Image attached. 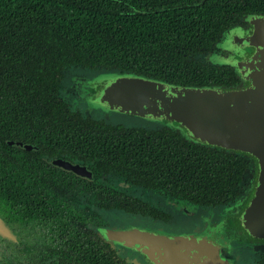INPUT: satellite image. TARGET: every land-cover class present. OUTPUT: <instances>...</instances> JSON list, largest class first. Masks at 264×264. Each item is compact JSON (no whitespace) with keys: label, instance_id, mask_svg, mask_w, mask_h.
I'll use <instances>...</instances> for the list:
<instances>
[{"label":"trees","instance_id":"obj_1","mask_svg":"<svg viewBox=\"0 0 264 264\" xmlns=\"http://www.w3.org/2000/svg\"><path fill=\"white\" fill-rule=\"evenodd\" d=\"M250 14H264V0H0V216L15 233L24 224L61 233L66 241L77 235H65V219H84L87 214L99 221L98 228L104 226L93 204L85 205L87 213L77 198L59 186L66 172L51 160L66 156L93 162L104 171L115 169L112 134L127 130L93 120L68 103L60 94L64 72L79 66L176 85L236 86L235 68L213 63L207 55L221 35ZM35 106L37 117L32 111ZM93 133L111 135L98 138ZM162 133L168 136L158 146L148 139L136 156L117 158L129 160L126 165L147 166L152 176L160 177L157 167L167 169L162 174L173 178L192 201L210 204L235 199L247 168L240 156L206 143H189L173 127ZM19 139L33 142L38 149L7 143ZM143 180L148 178L143 175ZM104 207L116 208V204ZM124 208L148 214L142 204ZM99 236L105 240V250L95 249L91 241L82 243L87 251L72 264H141L120 260L112 247L118 244ZM27 238L31 246L37 239Z\"/></svg>","mask_w":264,"mask_h":264},{"label":"flooded vegetation","instance_id":"obj_2","mask_svg":"<svg viewBox=\"0 0 264 264\" xmlns=\"http://www.w3.org/2000/svg\"><path fill=\"white\" fill-rule=\"evenodd\" d=\"M237 27L244 28L246 32H250L252 29V25L246 21V18L236 24L232 30ZM223 37L224 35H221L220 40L209 52L207 58L210 57V55H215V53H217L219 57H222L239 51V49L234 47V44L230 47L227 46L225 41H223ZM216 64L228 65L226 63ZM72 68L80 69L81 67H70L69 69ZM69 69L64 72L60 87ZM82 69L84 76L82 75L80 83L77 85L79 89L78 92L84 87L82 86L83 80H90L98 73L116 72L87 68ZM71 80H73V77H71ZM240 82L241 78L238 75L235 84ZM68 103H71L76 109H80L87 117L93 120L104 121L105 124L127 130L120 131L116 129L118 131L112 134L114 138L112 144L116 147V164H118L115 169L104 171L103 167L100 168L98 164H94L93 162L74 161L73 158H64L66 156L55 157L64 158L74 163L87 166L92 172L90 177H86L60 168L66 172V174L65 176H60V180L62 181L59 182V186L65 188V192L68 193L69 196L77 198L78 203L80 202V204H83L82 208L84 211L88 213L89 209L85 205L89 203L103 205V208H106L104 205L116 204V208H110L122 211L127 215L126 218L130 220L128 223L120 222L116 226H143L149 230L173 235L182 233L208 235L219 241L225 247L226 254L234 260L235 264H264V239L251 236L241 221V215L246 207V203L248 204V200H250L249 197L252 194L255 183L257 160L254 159L253 156L244 152L218 147V149L227 150V152L224 151L226 153L230 152L240 156L242 160L246 162L247 168H245L241 176L237 196L233 201L219 199L210 204L192 201L184 195L185 193H181V188L178 189L176 187L177 183L173 178H168L165 174H162V172H165L167 169L157 167V169L160 170V177L152 176L147 173V166H143L141 163L126 165L129 160L127 162H122L117 158L119 157L121 159L126 155L136 156L138 148L141 147L143 141L148 139H153L155 145L158 146L161 140L168 136V133H162L170 127L166 122L162 120L144 119L142 121H144L143 126L145 125V127L138 125H123L120 123L116 112L109 111L105 113L101 111L100 108L97 109L96 107L88 106L81 98L69 99ZM38 109V106L33 108L34 117H37L39 113ZM34 119L36 120L37 118ZM137 130H145L148 132L139 134ZM155 130H160L161 133L152 132ZM92 135H97L98 138H107L111 134L93 133ZM181 136L184 137L185 135ZM154 137L160 138V141L156 140ZM185 138L189 143L193 142L195 144H200V142L193 141L188 137ZM9 141H21L37 147L36 149L19 147L22 149H38V145L24 139L8 140L7 143H9ZM208 146L210 147L212 145ZM72 174L79 179L78 182L75 183ZM143 175H145L148 180H143ZM74 183L76 184L75 188L73 186ZM90 186L93 187L95 191H92ZM95 186H98V188L95 189ZM129 204H142L146 207L145 211L148 214H143L144 212L139 209L137 211L128 212L124 207ZM153 209L155 210L154 213L152 212ZM161 216L169 218L165 220ZM87 217L88 215L86 214L84 219L83 217L79 219H65L67 227L65 235L67 237H70L72 233L77 235L72 241H66L67 238L62 239L63 236H59L61 233L57 234L55 231L51 233L47 228H45V230L40 229V227L30 229L29 227H24V224L18 225L16 227V233L18 235L16 236L17 241L0 237V264H72V259L79 256L81 257L86 253L87 250L81 245L89 241L94 242L95 249L105 250V240L99 235H94L91 229H87L88 227L98 229V225L100 226V224H97V222L99 221H94L96 225L87 223ZM98 218H101L99 214ZM78 235H80V238ZM28 236L37 237L33 246L27 242ZM80 239H82L83 242H80ZM112 247L115 248L116 254L119 256L120 260H134V257L137 255V260L141 264H146L141 253L122 245H114ZM80 249L81 254H79Z\"/></svg>","mask_w":264,"mask_h":264},{"label":"water","instance_id":"obj_3","mask_svg":"<svg viewBox=\"0 0 264 264\" xmlns=\"http://www.w3.org/2000/svg\"><path fill=\"white\" fill-rule=\"evenodd\" d=\"M246 21L252 25L246 38L241 39L237 31L239 39L234 37L230 43L229 33L236 29L223 37L228 46L240 49L243 43L253 49L242 59L228 62L241 78L236 86H184L126 74L108 86L96 102L131 114L167 119L196 141L253 156L257 160L255 183L241 221L251 236L264 239V14H250ZM212 57L213 63H227L217 54ZM9 144L37 148L21 141ZM52 164L77 175H92L87 166L64 158H55ZM98 231L111 244L141 253L150 264H235L225 247L208 235H173L141 226L99 227ZM16 236L0 216V237L17 241Z\"/></svg>","mask_w":264,"mask_h":264},{"label":"rangeland","instance_id":"obj_4","mask_svg":"<svg viewBox=\"0 0 264 264\" xmlns=\"http://www.w3.org/2000/svg\"><path fill=\"white\" fill-rule=\"evenodd\" d=\"M236 29L235 32H230L229 35V39L230 43H232V40L234 37H236V39H239V35L241 34V39H244L248 36L249 31H245L244 28H234ZM238 32H241L238 35ZM246 32V33H245ZM246 34V35H245ZM228 46V42L225 43ZM231 45V44H230ZM229 45V46H230ZM240 49L239 51H235L234 54L228 55V56H223L221 57L222 59L226 58L227 63L228 62H236V60H240L244 57V55H248L253 53V49L251 47H247L244 46L243 43L240 44ZM217 54V53H215ZM213 55H210V59L214 58L212 57ZM226 63V62H225ZM226 63V64H227ZM229 64V63H228ZM239 68V67H238ZM82 68H72L69 69V71H67V74L65 75L64 81L62 82V86H61V90H60V94L66 98L72 99V98H81L82 101L85 102V104H87L90 107H96L97 109L100 108L101 111L108 113L110 112H116V115L118 116L120 123L123 125H138V126H143L144 124V119H149V120H162L164 122H166L170 127H173L174 129L180 130L177 127V124L175 122H170L167 119H157V118H149V117H144V116H140V115H136V114H131L128 112H123L117 109H111L109 107H106L105 105H102L100 103H97L96 101H99L106 88L108 86H112L114 83H116V81L118 80V77L121 76H125L126 74H131V73H121V72H106V73H98L97 75L93 76L90 80L89 79H85L82 82V90H80L78 92V84L80 83V78L82 77V75L84 76V73L82 70ZM67 76V77H66ZM71 77H73V80H71ZM77 86V87H76ZM77 92V93H76ZM128 115V116H127ZM136 116V117H134ZM125 121V122H124ZM145 127V125L143 126ZM182 132V131H180ZM186 137H188L184 132H182ZM189 139L196 141L194 139H192L191 137H188ZM199 142V141H196ZM90 196H95V195H90ZM251 197V196H250ZM249 197V199H250ZM249 201V200H248ZM247 201V202H248ZM91 204L94 205L95 210H97V212L99 213V215L101 216V218L104 220V226H102L101 228H111V227H116V225H118L120 222L123 223H128L130 220L128 218H126V214H124L122 211H118L116 209H106L103 208L95 203H89L88 205L90 206ZM245 209L247 208L248 204L246 203L245 205ZM87 223H91V224H95V222L88 216L86 218ZM132 226V225H131ZM119 227V226H118ZM129 227V226H126ZM83 229V228H82ZM87 229H91V232L94 235H100L98 232L97 228H87ZM85 230V229H83ZM119 245V244H118ZM137 255L136 257H134L135 262H139L137 260Z\"/></svg>","mask_w":264,"mask_h":264}]
</instances>
